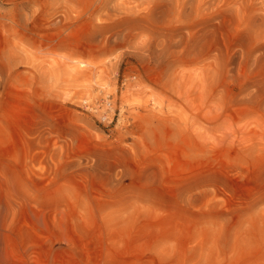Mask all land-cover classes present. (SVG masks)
<instances>
[{
	"label": "rangeland",
	"instance_id": "374dc122",
	"mask_svg": "<svg viewBox=\"0 0 264 264\" xmlns=\"http://www.w3.org/2000/svg\"><path fill=\"white\" fill-rule=\"evenodd\" d=\"M0 264H264V0H0Z\"/></svg>",
	"mask_w": 264,
	"mask_h": 264
}]
</instances>
